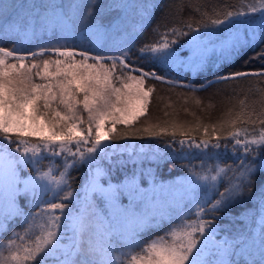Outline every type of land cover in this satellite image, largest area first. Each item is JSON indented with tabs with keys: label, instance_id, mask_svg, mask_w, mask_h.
I'll return each mask as SVG.
<instances>
[{
	"label": "snow or ice",
	"instance_id": "obj_1",
	"mask_svg": "<svg viewBox=\"0 0 264 264\" xmlns=\"http://www.w3.org/2000/svg\"><path fill=\"white\" fill-rule=\"evenodd\" d=\"M128 7L102 0H62L19 12L0 0V16L5 17L0 25V229L23 220V231L12 232L9 254H0V264H264V90L259 101L241 100L239 111L230 109L229 118L216 124L197 122L193 127L171 119L136 126L147 116L154 92L146 81L165 82L166 77L134 66L127 41L119 44V55L99 51L118 46L113 37L123 23L121 10ZM109 8L111 19L101 15ZM258 13L261 23L241 34L237 26ZM170 15L162 17L164 32L161 24L152 30L159 39L137 50L141 58L160 64L162 71H203L208 63L203 53L210 50L217 64L229 66L244 49L264 43V0L258 5L241 0L234 10H214V18L205 12L200 20L178 19L168 28ZM143 27L142 22L140 34ZM48 33L54 43L40 45L39 51L25 49V42L35 43ZM169 35L190 36L201 53L196 65L184 63L177 51L179 40ZM73 39L80 45L68 43ZM7 41L12 47L2 46ZM258 55L264 56V49ZM250 76H264V70L222 74L216 82ZM238 125H251L253 131ZM201 128L204 135L197 142L192 133ZM165 137L171 140L164 152L148 143H130ZM229 141L237 164L202 163L199 172L195 166L189 168L191 208L148 197L141 187L143 172L133 171L122 179L113 174V166L125 159L138 167L145 161L159 166L166 162L167 149L176 144L204 154L227 149ZM85 165L82 193L73 191L71 171ZM258 181L262 219L254 253L247 238L218 240L216 220L236 203L252 199ZM49 193L51 198H45ZM29 200L32 209L25 207ZM209 215L212 219L205 218ZM165 222L169 223L163 234L144 239L146 230ZM67 232L71 236L65 243Z\"/></svg>",
	"mask_w": 264,
	"mask_h": 264
},
{
	"label": "trees",
	"instance_id": "obj_2",
	"mask_svg": "<svg viewBox=\"0 0 264 264\" xmlns=\"http://www.w3.org/2000/svg\"><path fill=\"white\" fill-rule=\"evenodd\" d=\"M5 4L15 5L16 11L23 12L30 9L32 5H43L49 2L61 3L62 0H3ZM106 5H113L114 3H120L128 5L129 7L121 10V19L123 21L122 26L117 35L113 37L117 42V47H109L99 50L101 54L105 56L119 55V44L123 41H127L126 47H130V62L136 67H142L146 71H160L161 74L165 75L166 81L160 82L154 79H148L146 84L154 87L152 93L151 102L149 105V112L146 117H142L137 122L136 126H145L149 123L162 122L164 120L175 119L180 122H187L193 127L197 122L203 124H216L220 121L227 120L228 111L231 109L233 112L240 110L239 102L246 100L247 103L251 104L253 101H259L261 99V91L264 90V76H250L240 78L236 80H228L222 82H216L217 78L222 74H229L236 71L256 72L264 70V56H259L261 49H264V43H258L254 47L246 48L243 52L235 57L229 66L222 67L217 64L216 55L210 50L207 53H203L207 57L208 63L203 71L188 70L184 67H174L167 71H162V66L157 63L149 61L147 58H141L138 55L137 50L139 47L146 42H154L159 37L153 34V28L157 24H161L160 32H164L166 28L163 26L162 17L166 13H172L168 17L167 27L170 28L175 20L184 21H196L201 19L202 13H207L208 16H213V11H219L224 9L226 6L229 10H234L235 7H239L241 0H102ZM257 3L258 0H244V4ZM183 9L180 11V9ZM198 9V11H196ZM37 11L38 9H31ZM111 8L105 9L101 12L107 19L112 17L108 15ZM214 18V16H213ZM254 18V24L251 26L242 25L239 29L241 34L244 33L245 29L255 28L261 23V14L250 15V20ZM143 22V32L140 34V25ZM5 23V17L0 16V25ZM182 31H187L182 25ZM195 26V24H194ZM226 27V25L224 26ZM51 34H45L40 39L36 40L35 43L25 42V49L29 51H39L40 45H46L54 43V39H50ZM169 39H178L179 47L177 49L180 57L184 56L185 53L189 52L187 49L186 36H172L169 35ZM70 44L80 45L78 39L68 41ZM13 42L7 41L2 46L12 47ZM82 47H87L84 45ZM175 47V46H174ZM97 49H93L95 53ZM49 54H45L43 58H48ZM201 54H199L200 56ZM199 56L196 57L190 64L194 66L198 63ZM56 58V57H52ZM183 59V57H182ZM31 63V61H28ZM189 65V64H186ZM136 74V73H133ZM176 81L175 84H170L167 81ZM209 81L213 83L209 86ZM36 82H41L37 80ZM191 84L195 87L196 91L190 90L188 85ZM201 85L204 88L201 89ZM200 103L197 104L196 100ZM259 109V104L256 105ZM187 110V111H185ZM169 113L165 116L164 113ZM86 116V113L84 114ZM123 126H118L122 128ZM238 127H248L249 132L253 131L251 125H238ZM231 130V129H228ZM211 131V129H210ZM256 131H259V126H256ZM193 136L197 138V142L203 137V129L201 128L198 132H193ZM226 135V131H225ZM177 139H180L177 136ZM170 137L163 139L153 138L145 139L148 144L159 147L161 152L165 151V143L170 142ZM141 140H133L132 142H139ZM123 142V141H119ZM118 142V143H119ZM214 142V141H213ZM224 143V141H221ZM229 147L227 149H210L202 154L199 150L188 149L185 147L181 149L178 144L167 149V159L165 163L157 166L155 163L145 161L142 167L135 166L131 161L125 159L122 165L113 166V174L116 179H122L124 176L131 174L136 171L144 173V178L141 186H146L148 182L156 183L163 181L166 178L173 176H188L189 168L195 166L196 171H201V164L203 163L206 167L220 165H234L238 163V157L234 154L231 141L228 142ZM59 163V160H57ZM48 160L43 161V167L46 169ZM87 168L86 165L78 167L71 171L73 191L79 190L86 176ZM219 190L223 191L225 184L218 185ZM260 192L259 181L254 189V196L252 199H245L236 203L230 213H224L218 215L217 224V237L224 239H235L240 240L247 238V243L250 246V250L255 253L256 246L259 243L260 233V222L262 219V213L260 208ZM45 198H51V194H48ZM218 198V197H217ZM185 200L181 204H188L191 208L192 205ZM74 202V201H73ZM27 209H32V201L29 200L25 205ZM43 207V205H41ZM35 211L39 212V208ZM57 214H59L57 212ZM206 219H212V216H206ZM173 221L178 222L177 217H173ZM169 222H165L162 227H158L154 230H146L144 233V239L147 240L151 236L163 234L164 230L168 227ZM23 220L18 219L10 224L7 230L0 229V254L8 256L9 249L7 247V240L11 236L12 232L23 231ZM38 231V230H37ZM65 243L67 238L71 236L70 232L64 234ZM253 240L255 243H253ZM19 243V241H18ZM239 260L240 258L237 257Z\"/></svg>",
	"mask_w": 264,
	"mask_h": 264
},
{
	"label": "rangeland",
	"instance_id": "obj_3",
	"mask_svg": "<svg viewBox=\"0 0 264 264\" xmlns=\"http://www.w3.org/2000/svg\"><path fill=\"white\" fill-rule=\"evenodd\" d=\"M117 2H118V0H117ZM253 20H254V18H252L250 20V17H249V23L244 24V25H246V26L253 25L254 24ZM241 26L242 25H238L237 27L240 29ZM227 27L228 26L226 25L225 28H227ZM186 37H187V39L185 41L187 42V47H188L187 49H189V52L185 53V55L182 57H183L184 63L190 65L193 62V60L196 57H198L199 54H201V53H198L194 49V46L191 44L190 36H186ZM249 138H251V137H249ZM119 143H123V142H119ZM130 143H135L137 146H139L141 143H148V141H139V142L130 141ZM152 146L156 147L155 145H152ZM86 168H87V165H86ZM188 180H189L188 176H186V177L173 176V177L166 178L163 181L156 182V183L148 182V184L146 186H141V187L145 190L147 196L152 198L156 202H165L166 201L168 203L181 204L182 202H184L187 199L190 200V191H189ZM83 185H84V183H83ZM83 185L77 191H80L82 193ZM216 238L218 240H222L221 238H218V237H216ZM122 251H127V249H122Z\"/></svg>",
	"mask_w": 264,
	"mask_h": 264
}]
</instances>
